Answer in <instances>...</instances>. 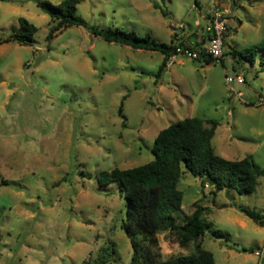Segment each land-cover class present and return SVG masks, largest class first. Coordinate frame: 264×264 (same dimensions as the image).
<instances>
[{
  "label": "rangeland",
  "instance_id": "obj_1",
  "mask_svg": "<svg viewBox=\"0 0 264 264\" xmlns=\"http://www.w3.org/2000/svg\"><path fill=\"white\" fill-rule=\"evenodd\" d=\"M35 1L0 0V36L19 29V16L37 27L32 43L0 42V264H130L125 197L118 181L99 184L96 173L152 159L156 133L178 118L218 120L210 139L215 152L264 167V50L253 62L235 52L264 38V0L77 3L88 23L164 41L174 32L175 40H187L188 30L205 26L213 2L226 6L222 55L205 62L178 54L157 79L160 50L108 41L76 24L47 38L56 20ZM224 70L244 80L228 83ZM181 170L176 221L207 205L202 216L212 224L201 246L216 264H264V225L236 205L264 214V174L254 190L238 192L214 187L183 163ZM156 234L161 258L194 250V240L181 245L167 228Z\"/></svg>",
  "mask_w": 264,
  "mask_h": 264
},
{
  "label": "trees",
  "instance_id": "obj_2",
  "mask_svg": "<svg viewBox=\"0 0 264 264\" xmlns=\"http://www.w3.org/2000/svg\"><path fill=\"white\" fill-rule=\"evenodd\" d=\"M79 1L61 0L56 3L50 0L35 1L52 20H56V24L49 29L47 38H51L59 28L76 24L86 26L93 34L108 41L129 44L135 48L160 50L163 58L154 73L155 79L163 72L168 56L175 51L177 45L198 48L207 38L204 34L201 41L190 38L185 41L175 40L174 32L169 41H164L156 39L150 32L140 34L133 28L88 23L76 14V5ZM153 4L158 6L156 2ZM18 20L19 29L0 36V42L11 39L21 43L33 42L36 25L25 16H19ZM259 50H264V38L235 52L253 62ZM196 58L205 62L214 59L210 54L203 52ZM124 97L125 95L122 98ZM118 111L125 120L122 102ZM217 124L218 120L214 118L198 115L178 118L156 133L150 147L152 159L129 167L113 166L97 171L96 180L99 184L116 180L125 197V217L122 226L133 247L130 264H216L212 251L201 246L204 229L212 224L202 216V213L208 210V206L196 205L191 213L185 215L182 222L175 219L181 211L182 191L177 184L182 171L181 163L187 170L199 175L202 180L206 175L214 179V187L234 188L238 192L254 190L258 176L264 174V167L248 156L230 159L215 152L210 139ZM236 205L256 223L264 225V214L260 210L244 204ZM159 228H167L174 232L181 245L194 240V250L186 255L176 254L161 258L156 234ZM212 232L218 236H229L228 231L220 228H213ZM243 249L254 248L249 246Z\"/></svg>",
  "mask_w": 264,
  "mask_h": 264
},
{
  "label": "built area",
  "instance_id": "obj_3",
  "mask_svg": "<svg viewBox=\"0 0 264 264\" xmlns=\"http://www.w3.org/2000/svg\"><path fill=\"white\" fill-rule=\"evenodd\" d=\"M227 10L228 8L226 6H221L213 2V7L206 16L205 32L207 35V42L202 43L198 48H188L177 45L175 51L168 56L167 64L178 54L196 58L203 52L205 54H210L213 58L220 57L223 53L224 34L227 30ZM196 22L199 23L198 20ZM224 79L228 83L234 80L240 82L244 80V77L240 73L231 75L227 73V70H224ZM258 251L259 250H255V252Z\"/></svg>",
  "mask_w": 264,
  "mask_h": 264
},
{
  "label": "crops",
  "instance_id": "obj_4",
  "mask_svg": "<svg viewBox=\"0 0 264 264\" xmlns=\"http://www.w3.org/2000/svg\"><path fill=\"white\" fill-rule=\"evenodd\" d=\"M206 17V16H205ZM200 24V23H198ZM189 34H188V38H190L191 40H197L200 41L203 37V35H206L205 32V26H201L200 29H190L188 30Z\"/></svg>",
  "mask_w": 264,
  "mask_h": 264
},
{
  "label": "water",
  "instance_id": "obj_5",
  "mask_svg": "<svg viewBox=\"0 0 264 264\" xmlns=\"http://www.w3.org/2000/svg\"><path fill=\"white\" fill-rule=\"evenodd\" d=\"M204 179H205V181L207 182V183H209V184H214L215 183V180L214 179H212L211 177H209L208 175H206L205 177H204Z\"/></svg>",
  "mask_w": 264,
  "mask_h": 264
},
{
  "label": "clouds",
  "instance_id": "obj_6",
  "mask_svg": "<svg viewBox=\"0 0 264 264\" xmlns=\"http://www.w3.org/2000/svg\"><path fill=\"white\" fill-rule=\"evenodd\" d=\"M162 252H163V253H166V254H168V255H171V254H172L170 248H163V247H162ZM185 255H186V253H185Z\"/></svg>",
  "mask_w": 264,
  "mask_h": 264
}]
</instances>
